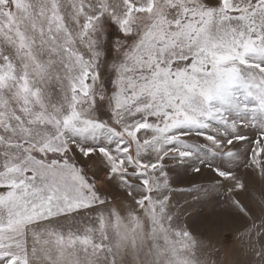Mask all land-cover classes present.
Masks as SVG:
<instances>
[{
    "label": "snow or ice",
    "instance_id": "obj_1",
    "mask_svg": "<svg viewBox=\"0 0 264 264\" xmlns=\"http://www.w3.org/2000/svg\"><path fill=\"white\" fill-rule=\"evenodd\" d=\"M0 264H264V0H0Z\"/></svg>",
    "mask_w": 264,
    "mask_h": 264
},
{
    "label": "rangeland",
    "instance_id": "obj_2",
    "mask_svg": "<svg viewBox=\"0 0 264 264\" xmlns=\"http://www.w3.org/2000/svg\"><path fill=\"white\" fill-rule=\"evenodd\" d=\"M190 166H185L184 169H179L173 174V181L175 183L174 187L180 188V187H186L187 185L185 184L189 177L186 175V169ZM176 198L178 200H182L184 197L182 194L177 193ZM192 223L193 227H195V221L194 218L193 220L190 221Z\"/></svg>",
    "mask_w": 264,
    "mask_h": 264
}]
</instances>
